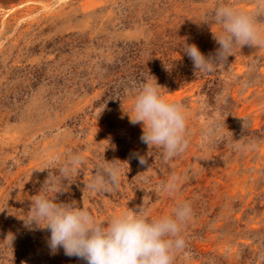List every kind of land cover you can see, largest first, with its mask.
<instances>
[{
  "label": "rangeland",
  "instance_id": "rangeland-1",
  "mask_svg": "<svg viewBox=\"0 0 264 264\" xmlns=\"http://www.w3.org/2000/svg\"><path fill=\"white\" fill-rule=\"evenodd\" d=\"M220 4L264 25V0H0V264H86L52 254L48 230L25 227L36 194L75 200L101 221L141 206L158 218L187 201L174 264H264V48H237L207 74L182 51L215 53ZM151 75L187 113L189 146L167 164L127 115ZM148 151L147 165L132 155ZM69 153L85 162L58 192L67 181L55 158ZM114 160L119 187L88 189ZM172 174L180 187L168 196Z\"/></svg>",
  "mask_w": 264,
  "mask_h": 264
},
{
  "label": "clouds",
  "instance_id": "clouds-1",
  "mask_svg": "<svg viewBox=\"0 0 264 264\" xmlns=\"http://www.w3.org/2000/svg\"><path fill=\"white\" fill-rule=\"evenodd\" d=\"M256 15L225 4L216 7L212 19L220 31H212L219 46L215 53L205 56L194 43L185 42L182 48L193 62L194 70L205 74L215 71L227 64L228 57L234 56L237 48H264V25L258 23ZM160 89L151 75L135 89L127 115L130 124L141 126V142L149 150H162V161L167 164L182 155L190 141L184 105L167 100ZM132 155L142 166L147 165L148 157L152 156L150 151L146 155L138 152ZM55 162L59 165L57 171L62 182L67 181L58 192L67 191L72 175L78 172L85 158L79 153H69L62 164L59 157ZM150 167L148 165L147 170ZM120 177L121 169L116 161H106L97 166L86 187L94 192H111L119 187ZM180 181L181 176L172 174L161 190L174 196ZM30 201L28 215L22 219L25 227L48 230L47 243L52 254L62 248L65 256L76 257L86 264H174L176 255L186 247L182 232L193 216V208L187 201L177 203L171 214L158 218H153L141 206L106 221L94 217L75 200L57 202L56 195L36 194ZM10 239L12 243L14 236Z\"/></svg>",
  "mask_w": 264,
  "mask_h": 264
},
{
  "label": "bare ground",
  "instance_id": "bare-ground-1",
  "mask_svg": "<svg viewBox=\"0 0 264 264\" xmlns=\"http://www.w3.org/2000/svg\"><path fill=\"white\" fill-rule=\"evenodd\" d=\"M65 1V0H64ZM55 3V2H54ZM59 3V2H58ZM56 5V4H55ZM49 9H51V5L50 4H48V5H43V7H42V10H49Z\"/></svg>",
  "mask_w": 264,
  "mask_h": 264
},
{
  "label": "trees",
  "instance_id": "trees-1",
  "mask_svg": "<svg viewBox=\"0 0 264 264\" xmlns=\"http://www.w3.org/2000/svg\"><path fill=\"white\" fill-rule=\"evenodd\" d=\"M210 92H212V90H210Z\"/></svg>",
  "mask_w": 264,
  "mask_h": 264
}]
</instances>
